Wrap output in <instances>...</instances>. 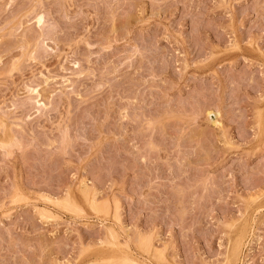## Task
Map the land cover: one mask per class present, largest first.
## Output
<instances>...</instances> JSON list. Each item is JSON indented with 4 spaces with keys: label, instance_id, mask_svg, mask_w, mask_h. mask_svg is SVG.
<instances>
[{
    "label": "rangeland",
    "instance_id": "rangeland-1",
    "mask_svg": "<svg viewBox=\"0 0 264 264\" xmlns=\"http://www.w3.org/2000/svg\"><path fill=\"white\" fill-rule=\"evenodd\" d=\"M0 264H264V0H0Z\"/></svg>",
    "mask_w": 264,
    "mask_h": 264
},
{
    "label": "bare ground",
    "instance_id": "bare-ground-1",
    "mask_svg": "<svg viewBox=\"0 0 264 264\" xmlns=\"http://www.w3.org/2000/svg\"><path fill=\"white\" fill-rule=\"evenodd\" d=\"M39 19H41V18H39ZM39 19L37 18L38 21H40ZM236 239H237V238H236ZM236 241H237V240H236ZM239 243H240V242H239ZM235 244H236V242H235ZM237 245H238V243H237ZM232 247H234V246H232ZM235 247H236V245H235ZM237 248H238V247H237ZM233 251H234V250H233ZM233 251H232V252H233ZM234 252H236V251H234ZM234 256H235V254H234Z\"/></svg>",
    "mask_w": 264,
    "mask_h": 264
}]
</instances>
